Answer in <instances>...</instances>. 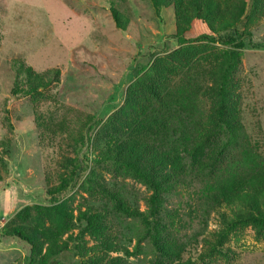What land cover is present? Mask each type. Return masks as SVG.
Here are the masks:
<instances>
[{"label":"trees","instance_id":"obj_1","mask_svg":"<svg viewBox=\"0 0 264 264\" xmlns=\"http://www.w3.org/2000/svg\"><path fill=\"white\" fill-rule=\"evenodd\" d=\"M150 2L158 14L172 7L177 48L158 60L161 67H139L123 105L107 120L93 110L81 112V126L69 134L72 129L64 116L46 123L45 134L57 129L73 139L74 153L47 166L43 187L48 203L24 206L3 227V237L27 247L24 264H127L126 257L142 252L145 239L154 252L150 264H186V242L178 233L186 223L183 215L189 220L198 217L203 225L216 215L218 230L190 240L201 263L234 255L229 235L243 228L251 227L254 239H264V155L246 132L238 92L243 37L252 32L237 28L264 14V0ZM115 3L110 5L115 26L125 29ZM218 31L225 35L217 37ZM216 41L223 50L213 69L205 72L211 83L203 89L196 77L180 79L183 72L203 70L198 58L190 62L188 56ZM174 57H181L180 62L170 67L166 60ZM12 72L8 92L15 99L33 100L59 77V71L52 70L45 79L21 59L12 61ZM34 122L41 127L40 116ZM89 149L96 151L95 162L108 163L113 171L145 186L149 195L143 210L132 207L121 191L107 187L94 170L87 174ZM5 165L0 152V183ZM77 188L106 199L119 216L137 219L141 229L134 251L120 244L106 210L73 206L74 197L67 193ZM194 194L196 205L191 203ZM171 197L178 201L169 208ZM184 205L187 212H181ZM119 252L123 256L111 255ZM66 253L76 260L66 261Z\"/></svg>","mask_w":264,"mask_h":264},{"label":"rangeland","instance_id":"obj_2","mask_svg":"<svg viewBox=\"0 0 264 264\" xmlns=\"http://www.w3.org/2000/svg\"><path fill=\"white\" fill-rule=\"evenodd\" d=\"M113 1L0 0V152L6 164L4 180L0 183V264L25 263L27 247L15 238L3 237V227L24 206L48 203L43 176L47 166H52L61 155H73V139L68 134L81 126L82 121L78 120L81 112L93 110L107 120L123 105L128 87L138 77L139 67L144 64L161 67L158 60L177 48L172 37L176 26L171 6L158 14L150 0H115L127 24L121 29L112 18ZM237 28L252 32L243 37L238 92L242 97L246 132L257 151L264 155V14L246 27L240 22ZM224 32L218 31L217 37H223ZM211 45L200 49L194 57L188 56L190 62L198 58L203 70L183 72L180 79L196 77L203 89L211 83L206 73L220 60L223 50L219 41ZM180 58L165 60L170 67H176ZM14 59L23 60L45 79L52 76V70H58L59 77L33 100L12 98L8 90ZM38 116L41 127L34 122ZM63 116L72 129L67 137L57 129L44 133L46 123ZM93 150L86 153L87 174L94 170L107 187L121 191L132 207L143 210L144 198L149 195L145 186L113 171L108 163L95 162L97 156ZM68 196L74 197V207L88 204L106 210L120 244L134 251L141 229L137 219L119 216L106 199L90 196L80 188L69 191ZM197 199L194 194L192 205H196ZM169 201L168 207L172 208L178 199L171 197ZM187 209L184 205L181 212ZM183 219L186 223L180 226L181 236L178 235L186 242L183 252L186 264H264V239H254L251 227L230 233L227 244L234 255L201 263L191 246L195 242L190 240L218 230L216 215L212 213L206 225L198 217L189 220L183 215ZM141 249V253L126 257L127 264H150L154 252L148 239L141 243ZM111 255L123 256V253ZM64 259L76 260L70 253Z\"/></svg>","mask_w":264,"mask_h":264}]
</instances>
